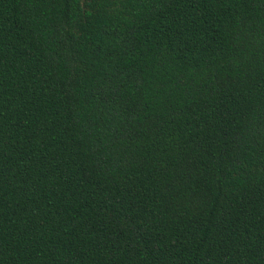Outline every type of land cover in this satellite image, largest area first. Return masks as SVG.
<instances>
[{
    "label": "trees",
    "instance_id": "obj_1",
    "mask_svg": "<svg viewBox=\"0 0 264 264\" xmlns=\"http://www.w3.org/2000/svg\"><path fill=\"white\" fill-rule=\"evenodd\" d=\"M0 264H264V0H0Z\"/></svg>",
    "mask_w": 264,
    "mask_h": 264
}]
</instances>
